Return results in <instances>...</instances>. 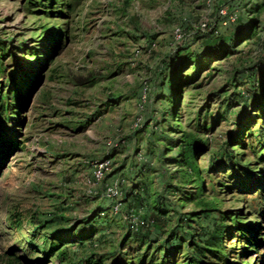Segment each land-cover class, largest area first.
I'll list each match as a JSON object with an SVG mask.
<instances>
[{
	"label": "rangeland",
	"instance_id": "obj_1",
	"mask_svg": "<svg viewBox=\"0 0 264 264\" xmlns=\"http://www.w3.org/2000/svg\"><path fill=\"white\" fill-rule=\"evenodd\" d=\"M66 3L0 0V264H264V0Z\"/></svg>",
	"mask_w": 264,
	"mask_h": 264
},
{
	"label": "built area",
	"instance_id": "obj_2",
	"mask_svg": "<svg viewBox=\"0 0 264 264\" xmlns=\"http://www.w3.org/2000/svg\"><path fill=\"white\" fill-rule=\"evenodd\" d=\"M118 146V144H117ZM116 146V147H117ZM112 164L110 161H105L102 163H99L97 165H95V170H96V179L97 180H101L104 178L105 174H107L110 170H111ZM117 187L115 188H111L108 190V193L112 196V197H118L119 192L117 191Z\"/></svg>",
	"mask_w": 264,
	"mask_h": 264
},
{
	"label": "trees",
	"instance_id": "obj_3",
	"mask_svg": "<svg viewBox=\"0 0 264 264\" xmlns=\"http://www.w3.org/2000/svg\"><path fill=\"white\" fill-rule=\"evenodd\" d=\"M74 2H75V0H67V3L65 4L66 8H70L71 4L74 3ZM217 55H219V54H217ZM200 145H201V142H198L196 144H189L184 149H186V152H189L191 154ZM201 185H202V182L200 183L199 186L201 187ZM220 216H222V215H220Z\"/></svg>",
	"mask_w": 264,
	"mask_h": 264
}]
</instances>
